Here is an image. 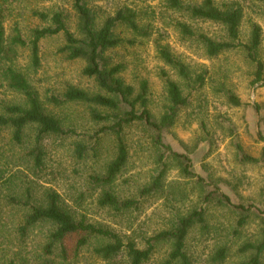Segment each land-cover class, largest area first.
<instances>
[{
    "label": "rangeland",
    "instance_id": "rangeland-1",
    "mask_svg": "<svg viewBox=\"0 0 264 264\" xmlns=\"http://www.w3.org/2000/svg\"><path fill=\"white\" fill-rule=\"evenodd\" d=\"M190 1L201 3L204 0ZM213 1L222 9L233 5L241 8L243 18L239 32L243 43L250 41L254 26L262 28L260 57L264 62V1ZM1 4L7 39L13 37L17 29L27 39L33 29L48 26L34 13H53L56 10L68 17V27L76 34L77 21L70 0H1ZM123 6L140 11L143 22L152 26V35L140 39L133 47L116 50L112 54L113 60L124 65L121 76L137 92L143 82L148 83L150 110L156 118L162 116L168 104L162 72H168L181 84L189 104L179 112L177 123L165 135L164 142L192 160L197 178H185L177 165L169 161L170 170L162 190L140 199L138 192L153 180L158 164L157 150L152 144L153 134L145 127L135 125L126 131L130 158L114 186V192L123 199L140 201L139 208L115 213L100 207L98 200L102 191L91 186L90 177L104 174L114 159L116 142L112 136L102 135L95 147L96 141L92 136L102 125L91 120L86 105L70 103L55 106L49 102L52 96L61 97L68 87L84 89L92 94L98 93V88L83 76L84 62L70 61L61 52L65 44L63 36L44 39L41 43V68L30 73V82L38 91L46 112L61 120L66 128L75 129L77 135L48 137L44 142V168L36 175L30 169L32 158L27 156L36 128L31 126L26 130L24 146L12 141L10 129H0V166L6 172L4 180L0 181V227L7 238H0V264H9L12 259L17 264L25 261L28 264H129L126 256L115 261H103L95 255L94 250L107 243L104 240L91 238L86 246L79 247L84 234L70 236L63 245L55 248L51 256H46L43 246L49 233L48 226L36 228L23 245L14 231L22 220L23 211L8 201L11 197L24 195L30 185L34 198L40 196L43 189H53L80 217L112 229L125 241L128 238L135 240L140 248H144L146 239L168 229L176 217L204 208L207 227H197L187 243V251L194 264H241L248 258L241 252L243 246L261 237L264 163L252 164L242 159V152L258 159L264 153V84H253L255 65L242 49L225 52L217 58L208 57L202 45L179 34L176 23L188 21L216 41H227L225 29L215 24L189 21L187 16L168 10L164 0H100L91 4L103 17L114 14ZM158 45L169 46L172 53L191 68L195 77L203 75V85L193 84L195 87L192 89L178 78L159 58ZM19 51L18 67L26 70L29 51ZM230 94L238 97L243 105H232L228 99ZM20 99L0 83V114L2 103L20 102ZM77 143H84L89 149L83 161L75 156ZM10 178L12 186L9 188L4 184ZM199 178L204 180L205 186L200 184ZM213 186L228 196L233 205L252 209L243 228L239 221L249 214L231 206L205 203L204 196ZM223 248L227 250V257L219 263L216 255ZM170 252V244L158 246L149 264H165Z\"/></svg>",
    "mask_w": 264,
    "mask_h": 264
},
{
    "label": "trees",
    "instance_id": "trees-1",
    "mask_svg": "<svg viewBox=\"0 0 264 264\" xmlns=\"http://www.w3.org/2000/svg\"><path fill=\"white\" fill-rule=\"evenodd\" d=\"M97 1L100 0H70L77 21L76 34L68 27V17L56 10L53 13L35 12L34 16L48 23V26L33 29L27 39L19 29L15 31L13 37L7 39L0 0V83L21 98L20 102L2 103L0 129H10L12 141L18 146H24L26 130L31 126L36 128L32 148L27 154L32 158L33 165L30 169L36 175L44 168L46 157L44 142L48 137L77 135L75 129L66 128L61 120L46 112L38 91L29 79L30 73H35L41 68L42 41L50 37L63 36L65 44L61 52L70 61L85 63L82 74L94 82L98 93L92 94L84 89L68 87L61 97L52 96L49 102L55 106L82 103L89 107L91 120L102 125V128L92 136L96 141L95 147L101 141L102 135H109L115 139L114 159L109 162L104 174L90 177V184L93 188L102 191L98 200L100 207L115 213H124L139 208L140 205V201L123 199L114 192V186L126 169L130 158L126 142L128 128L135 125L145 127L153 134L152 144L157 150V173L153 180L138 192L140 199L149 198L162 190L170 170L169 161L177 165L185 178H197L193 172L192 160L187 155L175 152L164 142L165 135L177 123L179 112L188 106L189 98L184 94L181 84L173 80L168 72L163 71L162 79L168 104L160 118L152 114L148 83L143 82L137 92L121 76L124 65L115 63L112 57L116 50L127 46L133 47L140 39L149 38L152 35V26L143 22L144 18L140 11L127 6L103 17L99 10L91 7V4ZM164 4L168 10L187 16L189 21L222 26L227 34V41H216L195 29L188 21L176 23L179 34L186 40H193L202 45L210 58H217L231 50L242 49L246 52L247 59L256 67L253 84H264V62L260 57L263 31L256 25L251 30L250 41L248 43L241 41L239 32L243 18L241 8L233 5L222 9L213 0H204L201 3L190 0H164ZM19 50L29 51V64L26 70H20L18 67ZM157 50L159 58L165 65L175 72L178 78L188 83L189 87L194 89L193 84L203 85L204 76L195 77L191 68L173 54L169 46L158 45ZM228 99L236 107L243 105L233 94H230ZM88 152L87 145L76 144L77 160H85ZM242 159L252 164L264 163V153L258 159L242 152ZM5 173L0 166V181L4 180ZM13 177L16 178V175ZM11 181L12 178L4 185L10 188ZM199 182L205 186L202 178H199ZM34 195L30 185L24 195L19 198L11 197L8 203L23 211L21 222L14 227L15 234L23 245L36 228L48 226L49 233L43 246L46 256H51L55 248L63 245L70 236L84 234L85 237L79 241V247L86 246L91 238L107 242L94 250L95 255L103 261H115L126 256L129 264H149L158 246L170 244L171 252L165 264H194L187 251L188 238L197 227L203 229L207 227V212L204 208H198L176 217L168 229L146 239L144 248H140L135 240L128 238L125 241L112 229L90 223L86 217H80L64 203L57 191L43 189L40 196L34 198ZM204 201L206 204L215 202L218 206H231L249 214L239 221V226L242 228L247 224L252 212L251 208L233 205L230 198L221 194L219 188L215 186L204 196ZM261 224L260 239L246 243L241 249L244 255H248L241 264H263L264 218ZM4 235L5 231L0 227V238L7 239ZM63 256L65 257L64 252ZM226 257L227 250L223 248L217 252L216 260L223 263ZM9 264H17V262L12 259ZM19 264L28 263L25 261Z\"/></svg>",
    "mask_w": 264,
    "mask_h": 264
}]
</instances>
